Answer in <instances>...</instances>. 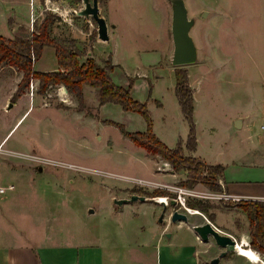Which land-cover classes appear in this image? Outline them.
I'll return each instance as SVG.
<instances>
[{"label":"rangeland","instance_id":"374dc122","mask_svg":"<svg viewBox=\"0 0 264 264\" xmlns=\"http://www.w3.org/2000/svg\"><path fill=\"white\" fill-rule=\"evenodd\" d=\"M256 1L185 0L190 17L196 18L191 34L198 48L200 38H204L209 31L206 27H213L217 31L214 49L228 62L227 67L221 71L213 64L211 67L202 65L207 58L201 48L197 61L189 64L199 104L194 118L201 141L200 149L211 159L222 161L226 167L234 163L235 179L247 182L264 180V131L261 127L264 123V84L261 82L254 89L247 84L249 76L256 75V79H261L258 70L254 72L247 64L249 60L246 54L248 40L254 37L258 42L264 40V20L260 18L262 15ZM110 2L109 19L118 24V29L109 40H98L96 44L97 22L93 18L77 14L83 4L82 0H0V34L15 37L25 34L24 31L29 33L41 24L47 14H54L57 18L53 35L63 40L75 38L77 46H83L82 60L91 56L93 53L88 52L93 50L99 59L112 58L116 66L111 75L118 84H129L130 77H136L131 88L133 96L148 103L154 131L170 146L175 147L179 137L186 139L188 136L189 123L175 94L176 73L171 68L172 57L169 56L165 61L164 56V50L173 45L171 0ZM161 6L167 9L168 14L170 38L166 37L167 39L160 37L159 25L154 20L155 11L157 12L154 7ZM219 15L221 20L217 23V19L213 17ZM108 23L111 27L112 23ZM81 37H85V41ZM235 58H239L240 63L242 60L246 62L237 66ZM161 59L162 62H159ZM32 61L35 69L57 66L55 48L46 46L41 58ZM22 78L23 71L17 66L7 62L0 63V130H8L23 108L32 105L12 130L10 140L4 144V148L14 149L13 153H1L13 167H25L24 172L32 177H26L32 182L28 184L25 179L15 176L11 181H15L16 189L4 193L8 198L5 212L13 217L12 224L16 230H35L38 238L44 236V231L53 232L57 229L64 235L72 232L84 234V241L88 238L92 240L100 234L97 237L100 243L107 245L112 240L124 246L120 255L117 250L112 249L106 258L107 263L129 264L128 259H123L128 251V244L123 242L138 238L134 235L139 231L134 227L135 220L132 218L137 222L139 220L138 217H130L129 213L127 217L123 215L122 221L114 216L111 213V206L115 202L112 195L130 197L132 193H137L159 203L162 202L159 199L166 196L167 211H170L174 208L170 205V200L176 196L175 186L193 189L207 187L203 183L204 186L201 185V182L193 186L184 184V180L188 178L187 170L174 171L171 163L135 144L122 133L119 126L109 122H121L133 131L146 130L147 121L140 111L126 110L120 104L106 103L99 113L97 104L92 102V95H89V103L93 104L89 106L87 101L86 104L93 112L92 116L86 110L76 112L78 100L74 99L73 93H69L64 87L60 91L62 85L56 84L42 91L40 80L33 76L29 84L23 87L22 93L26 92V96L18 104L13 102L10 106L12 101L8 96L13 89H18ZM33 79L36 86L32 95ZM236 113L246 116L241 128L234 124L233 117ZM100 114L110 119H102ZM188 153L186 149L185 154ZM31 154L80 164L83 168L40 164L29 158ZM39 166L43 167L42 171L38 170ZM3 183H6L5 179ZM54 183H57L58 191L53 190ZM33 186L39 187L38 192ZM32 187L34 191L30 189ZM194 198L207 201V198L196 195H189L187 201ZM237 202L239 201H234V204L237 205ZM237 206L241 214L236 217V236L242 240L246 235L251 243L250 219L247 214L243 216L245 210ZM90 208L94 212L89 214ZM124 208L141 216L140 222L147 224L149 216L142 214L143 212L137 214L140 208L148 209L145 202L139 200L133 204L127 203ZM31 210H37L40 222L35 221ZM160 216L161 212L158 210V221ZM219 216L228 223L233 220L230 213ZM125 221L129 225L122 226ZM118 224L119 227H116ZM123 229L127 230L128 235ZM143 237L147 239L148 234ZM155 242L146 249L148 264H158L161 255L166 260L167 249L160 250V246L159 249L156 248ZM218 248L210 254L218 255L223 247ZM260 254L264 259V253ZM221 264L260 262H254L233 250L221 258Z\"/></svg>","mask_w":264,"mask_h":264},{"label":"crops","instance_id":"0c3cea01","mask_svg":"<svg viewBox=\"0 0 264 264\" xmlns=\"http://www.w3.org/2000/svg\"><path fill=\"white\" fill-rule=\"evenodd\" d=\"M99 4H100L101 14L108 20L110 18L109 16L111 15L110 0H106L105 3L104 2L101 3V1L99 0ZM255 4L258 5V10H260V14L262 15L260 18L264 20V0H257ZM154 8L157 10V12L155 11L154 14V20L159 25L158 29H159L160 37L162 39L166 37L170 38L168 34L167 9L162 6L161 8H156V7ZM87 17H90V19L93 18L92 16H87ZM213 19H217V23H218V21L221 20V17L220 15L214 16ZM107 22L112 23V26L109 27V35L111 38L114 32H116V30L118 29V24L114 21H110V19ZM206 29H208L209 31H207L205 34L206 36L202 39L200 38L199 41L200 44L198 48V57L202 52L201 51L202 48L203 50L202 53L207 58L205 63L202 65L211 67V65L213 64L215 65L217 70L221 71L223 70L224 67H227L226 64H228V62L221 57V53L218 54L217 50L215 51L214 49V46H216V44L213 43L215 42L214 40H215V36L217 35V31H214L213 27H209V28L206 27ZM213 34L214 37H212ZM81 39L85 41V37H81ZM109 39H102L98 35L97 39L94 41V44H96L98 40H109ZM257 42L258 39H255V37L252 38L250 41L248 40L247 42L248 48L246 50V54L248 55V60H249L247 61V64L254 70V72L258 70L257 72H259L261 76V79H256V75H253L252 77L250 76L247 77V84L249 85V87H252L253 89L257 86V84L261 82H263L264 84V40L258 42V44ZM79 43L81 42L79 41ZM79 45L80 44H78V46ZM258 46H260V48H258ZM79 47L83 49V46L80 45ZM88 53L89 54L93 53L91 56L96 57L93 50L92 51L90 50ZM173 53H174V40H173V45L171 47L169 46L168 49L164 50V56L166 58L165 61L167 60V58H169V56L170 58L171 57L173 58ZM101 59H106V58H101ZM101 59L97 58V60L102 62ZM159 62H162V59L159 60ZM235 62L237 66H239V64L242 65V63L244 65L246 61L242 60V63H240L241 60L239 58H235L234 63ZM58 67L59 65L53 68H47V67L41 69L36 68V70L50 71V70L58 69ZM175 67L177 66L174 65L172 62L171 68L173 71H175ZM185 67L188 68L189 81L192 87L194 88V102H195L194 117H195L199 107L196 98V87L194 82L192 81L193 73L191 72V68L189 67V64H186ZM176 84H175V88H176ZM239 84L241 83L239 82ZM121 85L128 86V84H121ZM16 91L17 89H13L10 92L11 94L8 96V99H11ZM68 92L71 93L69 90ZM25 94L27 93L26 92L21 93V95L15 101V104H18L19 100L22 97L26 96ZM84 94L86 97L87 104L89 106H91L93 103L92 104L89 103L91 100L88 98V96L92 95V98L94 99L92 100V102L97 104L99 113L102 109V105L106 103L119 104L116 102H106L104 104H100L98 88L95 86L85 84ZM175 94H176V89H175ZM74 99L77 98L74 96ZM31 107L32 105L23 108V110L20 112V114L17 115V118L15 119L11 127L8 128V130L7 129L0 130V143L4 142L5 144L10 140L9 135L11 134L12 130L17 126V124L21 121V119L28 113ZM76 112L81 113L82 111L77 110ZM100 117L102 119L103 118L110 119L104 117V115L102 114H100ZM233 118L236 127L241 128L244 126L246 120L245 115L243 116V114L241 115L240 113H236L234 114ZM239 118L241 119V126H237L235 123V121ZM262 137H263L262 139L264 140V136ZM187 138L188 136L186 137V139L183 137H179L178 139V142L180 139L183 140V145L185 147V150L187 149L186 147ZM197 139H198V145L196 150L191 151L187 149L189 151L188 154L199 157L208 164L223 163L222 161L211 159V157L206 155L200 149L201 141L198 135H197ZM6 149L8 152L0 151V187L5 188L4 191H0V264H108L106 258L108 257L112 249L117 250V252H119V255L121 254L120 252L122 251V247H124L123 245L122 246L118 245L116 241H112V240L110 243L107 242V245H104L100 243L99 240H97V237H99L100 234L94 236L92 240L88 238L87 241H84L85 239L84 234H78L72 232L71 234L64 235V233H62L61 230L58 231L57 229H54L53 232L49 230L47 232L44 231L45 232L44 236L38 238L37 235L35 234V230H33L32 232L16 230L15 226L12 224L13 217L12 218L9 217L5 212L8 207V204L6 202L8 201V198L4 196V193H6L7 190L16 189L15 181H11V179H13L15 176L21 179H25V181H27L28 184L31 182V179L29 178L30 179L29 180L26 177H31V176L30 174H26V172H24L26 170L25 167L15 168L10 164V162L4 156H1V153L5 155H11L9 151H14V149H11L10 147ZM42 168H43L42 166H39L38 170L42 171L41 170ZM4 179L6 180V183H3ZM57 182H59V180H57ZM149 182L151 181L149 180ZM220 182L224 187L223 190L233 195L243 198L264 199V180L256 181V182L253 181L247 182V181H241L235 179L234 163L227 165L224 176L220 177ZM30 184H32V182ZM56 184L57 183H54L53 186L54 191H58L56 189L57 187ZM203 184L201 182V185ZM42 186L43 185H41V187ZM33 187L35 188V186ZM33 187L30 189L33 190ZM38 188H35L36 192H38ZM194 189L198 192L196 196L207 198V201L212 205L211 207H209L207 212L194 207L192 208L198 209V211L188 212L187 210L183 209L189 214L188 221L186 220L173 221L171 218V211L174 208L170 211H166L164 215V219L158 221L157 211L159 210V213L160 212L162 213L164 205L162 202L159 203L153 198L146 197L145 200L142 199L132 200L130 198L133 193L130 195V197L124 195L111 196L113 197L112 198L113 200L114 199L116 200L117 198L129 199L128 201L122 204L113 202L111 206V213L114 214V216H117L118 219L120 220L121 219L124 220L123 215L127 217L129 213L130 217L131 216L138 217L139 220V222H137L136 219L132 218L133 220H135L134 227L139 231L138 234H134L136 238L137 237L138 238L136 240H130V241L128 240V242L126 241L123 242L125 244H128L126 246L128 247V251L126 252L127 254L126 256L123 257L124 261L128 259L129 264H148L147 262L148 256H146L147 255L146 249H149L150 244L156 241L155 242L156 248L159 249L160 246V250H162V248H165V250L167 249L168 251L167 254L165 255L166 260L165 259L163 260L161 255L160 260L158 259L159 261L158 264H163V261L165 264H210L211 259L214 257V255L212 256L210 253L215 251L216 249H219L218 247L221 246L216 242V240L212 236H210L208 240H203L198 234V232L194 229L195 224L204 223L207 219L211 220L212 223L221 230L231 233L235 238L238 239V237L236 236L237 231L235 227L237 226L236 217H238V215L241 214L240 208L230 200L228 201L217 198L205 197L203 194L212 190L208 186L207 187L204 186V188H198V189L194 188ZM195 199H200V198H195ZM139 200L141 202H145V204L148 206L147 210L145 209L142 210L140 208L139 212H137V214L143 212L142 214L149 216L146 221L147 222L146 225L140 222L141 216H136L135 214L132 213V211L130 210L128 211L124 208L125 204L127 203L133 204L134 202H137ZM115 204L117 206H115ZM91 209L93 208L89 209V214L92 213L90 211ZM244 212L242 213L243 216L247 214L246 212L245 213ZM224 213H230L232 215L233 220L230 223H228V221H222L220 219L219 215H222ZM31 214H33V218L37 223L41 221L40 219H38L39 213L37 212V210H33V211L31 210ZM210 215L212 216V218L209 217ZM127 221H125V224L123 223L121 225L122 226L129 225ZM119 225L120 224L116 225V227H119ZM123 230L124 233L128 235L127 230L125 229ZM146 233L148 234L147 239L143 237ZM243 238L246 239L247 236L244 235L242 239ZM238 241L240 240L238 239Z\"/></svg>","mask_w":264,"mask_h":264},{"label":"trees","instance_id":"16d2710c","mask_svg":"<svg viewBox=\"0 0 264 264\" xmlns=\"http://www.w3.org/2000/svg\"><path fill=\"white\" fill-rule=\"evenodd\" d=\"M57 16L47 14L41 24L35 30L25 34L7 37L0 34V63L7 62L17 66L23 71V78L18 89L11 98L15 102L26 84H29L31 76L40 80L41 90H46L50 85H65L78 100V110H86L91 114L90 108L86 104L84 85H91L98 88L99 103L106 102L119 103L126 110L140 111L146 118V130H129L125 124L109 120L119 126L122 133L131 138L132 141L147 149L149 153L159 155L164 160L171 163L174 171L182 169L188 171V178L184 184L193 186L198 182L206 184L212 190H223L220 182L226 170L224 163L208 164L204 160L190 154H185L183 140L180 139L177 146L172 147L160 138L153 128V118L148 108V103L136 99L131 88L136 77H130L128 86L118 84L114 81L111 72L116 64L111 57L103 59L102 62L93 56L82 60L83 50L77 46L75 38L58 39L53 35V26ZM52 46L55 48L58 69L50 71H40L33 67V56L40 59L44 48ZM176 73V95L181 105L185 118L189 123V134L186 142L188 150L194 151L198 145L197 126L194 118V88L189 81V71L187 67L177 66ZM188 204L191 207L208 211L211 203L203 199H190ZM247 213L250 219L251 243L254 250L264 253V200L262 199H242L237 202ZM212 218V216H209Z\"/></svg>","mask_w":264,"mask_h":264},{"label":"water","instance_id":"95a60500","mask_svg":"<svg viewBox=\"0 0 264 264\" xmlns=\"http://www.w3.org/2000/svg\"><path fill=\"white\" fill-rule=\"evenodd\" d=\"M83 4L77 14L80 16H92L98 24V35L102 39H109V24L107 19L100 12L99 0H82ZM172 3V35L174 40V53L172 62L176 66H182L191 64L198 59V46L195 42L191 30L196 23L195 17H190L189 9L185 0H171ZM205 14V13H204ZM28 34V33H27ZM66 91L67 87L63 86ZM14 103L10 102V106ZM237 126H241V119L235 121ZM132 200L142 199L145 200L146 196L133 193L131 195ZM128 198H117L116 203L122 204L128 201ZM164 208L160 216V220L164 219V215L168 210V202L162 201ZM170 205L174 207L171 211V218L173 221L177 220H189L188 212L178 209L177 201L175 198L170 200ZM91 212L94 209L90 210ZM194 229L198 232L203 240H208L210 236L214 237L216 242L223 247V250L216 256H214L210 264H221V258L228 254L230 251H237L238 239L231 233L226 232L215 226L211 220L207 219L204 223L195 224ZM243 241L241 240V244Z\"/></svg>","mask_w":264,"mask_h":264},{"label":"built area","instance_id":"2783aa9c","mask_svg":"<svg viewBox=\"0 0 264 264\" xmlns=\"http://www.w3.org/2000/svg\"><path fill=\"white\" fill-rule=\"evenodd\" d=\"M33 59L35 60V57H33ZM35 86H36V83H35V80L33 79L31 82V94L32 95L34 94ZM62 88H63V86H61L60 91H62ZM262 128L264 130V123L262 124ZM0 151H7V149L4 148V142L0 143ZM9 153H13V151H9ZM29 158H31V160H33L37 163H40V164H52V165H59V166L62 165V166H68V167L75 168V169L83 168V166L80 164H76V163H72V162H68V161H64V160H60V159L51 158L49 156H44L41 154H31ZM146 181L147 180H144V182H146ZM4 190H5L4 187H0V191H4ZM175 192H176L175 199L177 201V208L178 209H180V210L185 209L188 212H193V211L197 210V209L191 208L187 204V202H188L187 199H188L189 195H197L198 194V192L195 189L185 187V186H175ZM203 195L205 197L217 198V199H221V200H228V201L230 200L231 202L240 201L242 199H248V198H243V197L233 195V194H231L227 191H224V190H210ZM164 197H166V196H164ZM165 201L168 202L167 197H166ZM248 244L250 245L249 241H248Z\"/></svg>","mask_w":264,"mask_h":264},{"label":"bare ground","instance_id":"6f19581e","mask_svg":"<svg viewBox=\"0 0 264 264\" xmlns=\"http://www.w3.org/2000/svg\"><path fill=\"white\" fill-rule=\"evenodd\" d=\"M164 198H160L159 200L165 201L166 197ZM195 211H198V210H195ZM242 241H243L242 244H241V240L238 242L239 244L237 246V252L241 254L242 256H245L254 262H258V263L260 262V264L261 263L264 264L263 257L257 250H254L253 248H251V246L248 244V240L243 238Z\"/></svg>","mask_w":264,"mask_h":264}]
</instances>
